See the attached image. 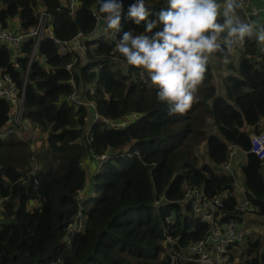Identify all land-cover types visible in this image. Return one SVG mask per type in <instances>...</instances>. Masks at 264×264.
<instances>
[{
    "label": "trees",
    "instance_id": "obj_1",
    "mask_svg": "<svg viewBox=\"0 0 264 264\" xmlns=\"http://www.w3.org/2000/svg\"><path fill=\"white\" fill-rule=\"evenodd\" d=\"M79 1L72 17L61 0H0V24L7 29L17 20L27 33L38 25L37 9L43 5L53 17L58 40L69 42L79 33L88 37L97 26L92 11L99 13L100 0ZM132 2L123 0L126 13ZM167 7L166 0H146L149 19ZM124 31L140 34L145 23L132 22L112 41L89 43L87 62L82 65L79 58L73 74L65 68L71 56L62 57L49 38L38 47L44 65L35 59L29 64L33 38L25 41L15 62L5 47L0 48V72L19 88L28 74L26 119L48 131L47 147L40 154L31 153L23 142L0 140V264H170L166 232L187 245L207 231L190 204L181 206L187 188H201L206 198L222 197L231 216L237 217L234 180L218 171L228 161L232 144L247 156L242 168L245 191L258 207L257 215L264 216V161L251 152L250 142L252 133L263 130L264 119V58L256 44L243 42L239 67H230L238 76L224 78L222 93L213 85L208 66L197 101L186 112L169 115L147 73L141 78L139 68L115 62H126L116 48ZM71 80L78 87L95 84L94 94L87 96L101 116L118 122L137 113L139 120L118 129L97 122L89 142L84 132L87 109L64 101L73 93ZM9 111L8 101L0 98V131ZM213 128L218 135L208 132ZM201 140L205 160L198 154ZM89 151L95 156L108 153L109 159L93 174L95 196L79 200L78 192L89 188L83 166ZM34 156L40 170L24 183ZM31 200H38L39 206L28 211ZM81 218L86 220L84 229L71 232ZM245 246V264H264L259 239L247 238Z\"/></svg>",
    "mask_w": 264,
    "mask_h": 264
},
{
    "label": "clouds",
    "instance_id": "obj_2",
    "mask_svg": "<svg viewBox=\"0 0 264 264\" xmlns=\"http://www.w3.org/2000/svg\"><path fill=\"white\" fill-rule=\"evenodd\" d=\"M156 19H149L146 0H133L126 19L145 31H124L116 48L127 64L147 73L159 102L168 114L186 112L198 97L210 55H225L246 38L264 42V28L241 19L238 0H166ZM123 0H100L99 13L108 29L121 31Z\"/></svg>",
    "mask_w": 264,
    "mask_h": 264
},
{
    "label": "built area",
    "instance_id": "obj_3",
    "mask_svg": "<svg viewBox=\"0 0 264 264\" xmlns=\"http://www.w3.org/2000/svg\"><path fill=\"white\" fill-rule=\"evenodd\" d=\"M238 2L242 4V6L237 9L241 19L253 23L254 31L259 28H264V10H259L254 0H238ZM78 3V0H69V5L72 10L75 9ZM94 17L100 22V25H98L97 29L89 35L88 38L83 36L82 33L74 37L72 41L75 47H83L86 43L84 39H90L93 42L104 36L105 30L103 23H105V21L102 19V16L96 15L95 13ZM51 22V15L40 12L38 25L27 33L16 29H5L0 24V48L5 47L14 57H18L20 48L29 38H36L38 44L42 39L49 37L56 43L61 44L62 42L58 41L53 35ZM246 39L256 44L259 55L264 58V42L258 43L255 36ZM236 46H234V48ZM74 50L75 49H72L71 51L73 52ZM66 68L70 70L71 65H67ZM26 84L27 80H25L23 87L19 88L8 75H4L0 72V98L8 101L11 105L6 123L9 128L5 132L8 135L18 128L29 133H34L38 130V128L25 117ZM72 85L74 92L67 97V103L75 107L84 106L94 109V105L85 102L80 96L76 86L73 83ZM91 93H94V90H91ZM137 118V115H132L118 122H113L95 112L93 123L96 124L97 122H101L109 128L117 129L129 125ZM250 142L251 152L255 154L259 160L264 161V130L253 133L250 136ZM240 152H242V150L237 145H230L228 161L218 168L219 173L233 178L234 188L239 192L237 197L238 200L234 208V213L237 217L234 218L231 216L222 197L206 198L201 188H187L181 206L185 207L187 206L186 204H190L189 206L191 207L193 216L207 226V231L200 240L187 245H182L180 243V237L174 238L166 232L165 257L170 264H239L234 256V251L246 242V233L243 228V221L241 220L248 215L256 214L259 210L257 206L250 202L246 191L239 187L236 182L233 160ZM93 157L94 160L98 162L100 168H102L108 161L109 154L104 153L98 156L94 155ZM39 170L40 165L34 156L30 161V172L27 174V177H34ZM35 186L38 187V182L35 183ZM83 193H85L84 190L78 192V198L80 200L84 197L82 196ZM238 217H240L241 220H238ZM85 225V218H81L70 231L76 230L79 232L84 229Z\"/></svg>",
    "mask_w": 264,
    "mask_h": 264
},
{
    "label": "crops",
    "instance_id": "obj_4",
    "mask_svg": "<svg viewBox=\"0 0 264 264\" xmlns=\"http://www.w3.org/2000/svg\"><path fill=\"white\" fill-rule=\"evenodd\" d=\"M61 2H62V4L65 6V7H67L68 9H69V11H70V15L72 16V17H74V15L76 14V12L78 11V9L80 8V6H81V3H80V1L78 0V5L75 7V9L74 10H72L71 9V7H70V5H69V0H61ZM37 11H38V15H39V18H40V12H44V13H47V10L45 9V7L43 6V5H38V9H37ZM94 13L96 14V15H99V16H102V15H100L97 11H92V16L94 17ZM126 12L124 11V3H123V11H122V20H121V29L122 30H124L125 28H130L131 27V23H132V21L131 20H129V19H126L125 17H126ZM50 15V14H49ZM52 17V16H51ZM95 18V17H94ZM263 18H264V14H263ZM95 20H96V22H97V26H96V29H97V27H98V25H100V22L99 21H97V19L95 18ZM53 17H52V22H51V26H52V29H53V35H54V28H53ZM103 27H104V30H105V34H104V36L101 38V39H99V40H96V41H91V42H87L86 41V43L84 44V46L83 47H81L82 48V50H83V54H81V53H79L77 50H76V48L77 47H75V45H74V43H73V41L71 40V41H69V42H62V41H60V40H58L56 37V39L58 40V41H60V42H62L61 44H58V43H56L53 39H51V38H49V37H47V38H49V39H51V40H53L54 41V43L57 45V47H58V53L62 56V57H69V56H71V58H72V61L70 62V63H67L66 65H65V68L67 67V65H71V69L70 70H67V68H66V70L67 71H69L71 74H73V71H74V65L78 62V59L80 58V61H81V64L83 65V64H85L86 62H87V54H86V51H87V48H88V44L89 43H96V42H98V41H100V40H105V41H112V40H114L115 38H116V36L120 33V32H116L115 30H113V29H109V31H107L106 30V22L105 23H103ZM10 29H16V30H20V27H19V25H18V21L17 20H14L13 21V24H11L10 25V27H9ZM95 29V30H96ZM78 35V34H77ZM55 36V35H54ZM76 37V36H75ZM89 37V36H88ZM87 37V38H88ZM33 39H35V47H34V50H33V53H32V56H31V59H30V62H29V64L31 65L32 63H33V61H34V59L37 61H40V63L41 64H43L44 65V59H42V58H39L38 59V47H39V45H40V43H41V41L43 40H41L40 41V43H38L37 44V39L36 38H33ZM23 46V45H22ZM92 46V45H91ZM244 46H245V43H241V44H237V46L233 49V51L232 52H230L229 53V57L227 56V54H226V56H227V58L225 59V55L224 56H221L222 54L221 53H219V52H217V53H213V54H211L210 55V58H209V61H210V65L208 64V66L211 68V70H212V75H213V85L216 87V85H215V82H217V78H218V70H217V68L215 67V65L216 66H219V67H226V69H227V71H228V74H226L223 78H222V80H221V86L223 87V84H222V82H223V80H224V78L226 77V76H228V75H234V76H238L236 73H235V71L234 70H232L230 67H231V64L233 65V69H237L238 67H239V62L241 61V57H242V54H238L239 55V58H238V61L236 62V64H234V63H232V61H231V57L233 56V55H235L236 54V52L238 53V51H239V53H240V51L242 50L243 51V48H244ZM93 47H94V45H93ZM22 48V47H21ZM21 48H20V51H21ZM72 49H75L73 52L71 51ZM9 53H10V55H11V58H12V60H13V62H15L16 61V59L18 58V57H20V51H19V55H18V57H14L13 56V54L8 50V49H6ZM84 56H86L85 58H86V60L84 59ZM78 57V58H77ZM116 63H118V65H119V67H123V68H126L127 69V67H129V66H131V65H129V64H127V62H123V63H121L120 62V60H116L115 61ZM2 73V72H1ZM4 74V73H3ZM139 74H140V77L141 78H144L145 76H146V73H144V75H141V70L139 69ZM4 75H7V74H4ZM28 75V74H27ZM27 75H26V77H25V80H27ZM25 80H24V83H25ZM72 83L76 86V88H77V90H78V92L80 93V95H81V97L83 98V100L85 101V102H87V103H92L93 105H94V109H92V108H90V107H84V106H81V107H83V108H85V109H87V111H88V116H87V118H86V126H85V128H84V132H85V135H86V137H87V140L90 142V136H89V132L91 131V129H92V126H93V124H95V123H93V119H94V113L96 112L97 114H99L98 112H97V110H96V104L92 101V100H89V98H88V96L87 95H90V96H92L94 93H91V90H94L95 89V84H89V85H85V84H83V83H81L80 85H79V87L74 83V81L73 80H71V86H72V88H73V85H72ZM24 85V84H23ZM73 92H74V89H73ZM220 93H222V90L220 91ZM65 102H67L66 101V99L64 100ZM9 103V102H8ZM69 104V103H68ZM71 105V104H70ZM9 106L11 107V105H10V103H9ZM73 106V105H72ZM75 107V106H74ZM81 107H76V108H81ZM100 115V114H99ZM132 115H137V119L135 120V121H133L132 123H130L129 125H127V126H125V127H121V128H126V127H129L130 125H132V124H135L138 120H139V118H140V114H137V113H134V114H131V115H129L128 117H130V116H132ZM101 116V115H100ZM128 117H126V118H128ZM91 118H92V120H91ZM123 119H125V118H123ZM104 125V124H103ZM106 126V125H105ZM261 127H263V130H264V119L261 121ZM9 128V126L6 124L3 128H2V130L0 131V140H2V141H5V142H11V141H13V140H17V141H20V142H23L24 144H26V145H28L29 146V148H30V152L31 153H41V151H42V149L43 148H46L47 147V140H48V131L47 130H45V131H42L41 133H43L44 134V137L43 138H40V139H36V137H35V133H29V132H27V131H25V130H23V129H21V128H18V129H15V131L13 132V133H11V134H6L5 132H6V130ZM109 128V127H108ZM112 129H114V128H112ZM118 129V128H117ZM216 129V128H215ZM38 130H39V128H38ZM214 134H216V135H218V131H216V133L214 132ZM253 134V133H252ZM251 134V135H252ZM31 139H32V141H31ZM82 144H83V142H81ZM242 155H241V157L243 156V155H245L246 156V154L242 151V152H240ZM94 154H93V152L91 153L90 151H89V153L87 154V156H86V158L83 160V166H84V168H85V166H89V171H88V169H86V171H87V173H88V181H87V185H88V189L85 191V193H91V195H93L92 193V184H93V182H92V177H93V174L94 173H96L97 171H96V167L98 166L97 165V162L94 160ZM37 160V159H36ZM31 161V160H30ZM38 161V160H37ZM246 161H247V156H246ZM108 162V161H107ZM106 162V163H107ZM105 163V164H106ZM38 164H39V162H38ZM246 165V164H245ZM242 168H243V166H242ZM242 168H241V172H240V170H239V167H237V173H238V175L236 174V171H235V169H234V164H233V169H234V173H235V175H236V182H237V184L239 185V187H241L244 191H245V185H244V175H243V172H242ZM239 178H238V177ZM23 180H25L24 181V183H26L27 182V179H28V177L26 176V175H24L23 176V178H22ZM28 184V183H27ZM26 184V185H27ZM25 185V184H24ZM238 191H236V189L234 188V183H233V196L236 198V202H237V200H238ZM39 206V201L38 200H31L29 203H28V211H33L35 208H37ZM3 210H4V207H3V205H1V203H0V223L4 220V217L2 216V213H3ZM257 215V213L256 214H251V215H248V216H246V218H244V219H240L241 221H243V228H244V230H245V233H246V240H247V230L246 229H249V228H251V226H254L255 225V221H256V219H255V216ZM259 216V215H258ZM264 217V216H263ZM251 221H253V222H251ZM255 227V229H256V226H254ZM257 230V229H256ZM64 242L65 243H69L70 241L67 239V238H65L64 239ZM246 243V242H245ZM245 243H243L242 245H240L238 248H236L235 249V251H234V256H235V258H236V260H237V262L239 263V264H245V261H246V259H247V257H246V251H247V248L244 250V251H242L241 249L244 247V245H245ZM164 246L166 247V241H165V244H164ZM166 250V249H165Z\"/></svg>",
    "mask_w": 264,
    "mask_h": 264
},
{
    "label": "rangeland",
    "instance_id": "obj_5",
    "mask_svg": "<svg viewBox=\"0 0 264 264\" xmlns=\"http://www.w3.org/2000/svg\"><path fill=\"white\" fill-rule=\"evenodd\" d=\"M254 3L258 7L259 10H264V0H254ZM106 30L109 31V29L107 27H106ZM238 58H239V55L236 52V54L231 57L232 63L236 64V62L238 61ZM215 67L218 70V78H217V82H215V85H216V88H217L218 92H220L222 90L221 80L226 74H228V71H227L226 67H219V66H216V65H215ZM216 131L217 130L215 128H213L211 130H208L209 133H213V134H214V132L216 133ZM41 132H42L41 129L36 130L34 132L36 139H40V138L44 137V134L41 133ZM31 141H32V139H31ZM205 151H206L205 143L203 142V140H201L200 141V145L198 146V154L201 155L204 160H205V157H206ZM241 155L242 154L239 153L236 156V158L233 160L234 169H235L237 175H238L237 167H239V170L241 172L242 166H244L247 163L246 156L243 155L241 157ZM97 165L98 166L96 167V171L101 169L99 164H98V162H97ZM85 168L88 169V171H89V166H85ZM88 194H90V192ZM84 195H86L88 197L95 196L94 194L91 196V195H87V194L83 193L82 196H84ZM255 219H256V221H255V225L254 226H256L257 230L255 229L254 226H251V228L246 229L247 230V237H248V241L249 240H257V239H259L262 242V248H261L260 251L263 253L264 252V217L256 215ZM251 222H253V221H251ZM246 248H247V246L244 245V247L241 250L244 251Z\"/></svg>",
    "mask_w": 264,
    "mask_h": 264
},
{
    "label": "water",
    "instance_id": "obj_6",
    "mask_svg": "<svg viewBox=\"0 0 264 264\" xmlns=\"http://www.w3.org/2000/svg\"><path fill=\"white\" fill-rule=\"evenodd\" d=\"M85 41H87V42H91V40L90 39H84ZM76 50L79 52V53H81V54H83V50H82V48L81 47H77L76 48ZM86 56H84V59L86 60V58H85ZM91 120H92V118H91Z\"/></svg>",
    "mask_w": 264,
    "mask_h": 264
}]
</instances>
